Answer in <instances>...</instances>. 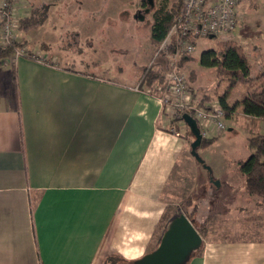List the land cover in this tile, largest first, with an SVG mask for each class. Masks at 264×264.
<instances>
[{"label":"crops","instance_id":"0c3cea01","mask_svg":"<svg viewBox=\"0 0 264 264\" xmlns=\"http://www.w3.org/2000/svg\"><path fill=\"white\" fill-rule=\"evenodd\" d=\"M44 8L54 22L37 52L55 61L23 56L0 66V264L134 261L155 249L173 217L159 230L173 173L195 158L191 144L169 128L158 94L135 88L132 21L122 15L130 6ZM62 13L71 21L61 25ZM218 94H201L203 106ZM232 114L247 134L264 129L242 106ZM217 168L221 183L244 179L237 164ZM187 264H264V236L203 237Z\"/></svg>","mask_w":264,"mask_h":264},{"label":"rangeland","instance_id":"374dc122","mask_svg":"<svg viewBox=\"0 0 264 264\" xmlns=\"http://www.w3.org/2000/svg\"><path fill=\"white\" fill-rule=\"evenodd\" d=\"M114 1L116 4H125L131 7L130 13L126 12L122 15H126V17L130 15L132 21L131 36L133 39L132 54L134 60L132 72L137 73L136 77L140 78L145 68H154L159 77L154 80L153 86L159 84L160 87H165L163 85L164 80L161 77H164L166 71L169 70V55L173 53L175 46H171L166 50L164 49L157 54L161 42L153 41L151 38L152 23L154 10L158 4L169 3L170 9H173V7H178V0ZM73 3H75V0H22L17 8L20 20L16 32V41H25L24 47L31 48L32 51L37 52L41 49L39 48L40 46L44 47V38L46 31L49 29L48 26L54 22L51 14L47 13V11L45 12L44 7L51 5L67 6ZM33 7H35V15L39 22L20 29L21 19L29 16L32 13L31 9ZM49 14L50 18H48ZM68 15L62 13V18L57 21L61 22V25L64 22L71 21L67 18ZM229 38L240 42L247 49L252 65V75L255 76L260 73L264 62V0H240L237 6V23L232 31L200 38L196 43L194 53L177 56L179 69L185 72L193 90V98L196 100H194L196 103L205 101V99L201 100V94H222L229 88L230 84L228 81H219L214 76L212 68L202 66L199 63L200 56L205 50L215 48L219 42ZM68 39L71 40L70 35ZM5 63L0 64V66H7ZM193 81L196 82L193 83ZM250 86V83H237L231 88L229 93L231 104L237 102V99H242ZM195 88L203 89L202 92H196ZM162 89L154 88L152 92L161 96ZM215 91L218 92L215 93ZM219 96H217V101L219 100ZM240 106L238 105V107ZM239 117V114H232L230 118L225 117L226 129L218 135L219 137L210 145L199 146L197 148V152L206 162L207 166L213 165L216 167L213 174L210 173L209 179L206 181L210 182L211 186L207 187L204 180V176L209 174L208 169L192 156L190 157L191 164L185 162L173 173L168 186L170 192L167 190L166 193L169 205L167 206L165 219L159 230H161L166 222L167 217L183 212L186 215L191 214L196 227L205 229V237L264 236V204L261 199L257 196L252 197L248 193L245 195L244 179L239 180L235 176L237 178L235 181L227 182L225 180L221 183L217 177L220 175L217 171V166L224 164L236 165L239 159H246L251 154L248 138L258 132L247 134L245 127L236 123ZM171 123H169L170 129L174 125L177 130L185 134L186 130L181 125ZM261 131V133H264V129ZM223 176L226 177V175ZM172 190H174V193H171ZM258 199L262 202L261 205L257 202ZM158 234L159 232L157 236ZM103 264L131 263L123 258H114L110 261L107 260Z\"/></svg>","mask_w":264,"mask_h":264},{"label":"built area","instance_id":"2783aa9c","mask_svg":"<svg viewBox=\"0 0 264 264\" xmlns=\"http://www.w3.org/2000/svg\"><path fill=\"white\" fill-rule=\"evenodd\" d=\"M22 0H0V46L11 45L17 39L19 25L18 5ZM181 3L179 13L161 41L158 53L175 46L169 55V70L164 74V86L155 84L145 87L152 92L154 88L162 89L158 95L162 112L169 123H177L187 130L188 125L183 118L185 113L193 116L200 128L202 138H211L220 135L225 129L224 119L226 111L219 101L201 106L193 98V90L184 71L179 69L178 57L181 54L194 53L196 43L200 38L219 35L232 31L237 23V6L240 0H179ZM30 57L41 62L55 61L47 54L34 52L28 47H18L13 55L2 61L1 64L14 63L20 57ZM138 83L135 88H140ZM142 88V87H141ZM171 123V124H172ZM176 134H181L174 125L171 128Z\"/></svg>","mask_w":264,"mask_h":264},{"label":"trees","instance_id":"16d2710c","mask_svg":"<svg viewBox=\"0 0 264 264\" xmlns=\"http://www.w3.org/2000/svg\"><path fill=\"white\" fill-rule=\"evenodd\" d=\"M178 4V7H173V9H170L169 3L158 4L155 8L151 31V38L153 41L161 42L168 33L174 22L175 16L179 13L181 6L179 0ZM37 22H39V20L36 18L35 11H33L29 16L21 19L20 29L26 28ZM25 43V41H15L9 46H0V64L2 61L10 58L16 48L23 46ZM199 63L202 66L212 68L214 76L219 81L226 80L229 82V88L219 96V102L227 114L235 111L238 105H241L245 114L264 119V63L260 73L255 76L252 75V65L249 60V53L243 44L232 38L225 39L219 42L217 47L205 50L200 56ZM158 77L159 74L154 68L148 67L144 69V72L139 79V83L141 84V87L145 89L146 86H153L154 80ZM161 78L164 80L163 76ZM237 83H250L251 86L242 100L230 105L227 102V98L231 88ZM203 104L204 101L199 103L201 106H203ZM184 135L188 138L191 144L194 140V136L189 127ZM218 137L219 136L202 138L200 146H208ZM248 141L251 154L246 159H239L237 165L244 176L245 187L248 193L260 198L264 204V134L257 133L252 135L248 138ZM201 164L205 166L204 164H206V162L204 161ZM177 215L178 214L174 215L172 218ZM187 216L193 222L191 214H187ZM197 230L203 237L206 236L205 229L198 228ZM160 239H158L154 248L158 246ZM202 247L203 244L192 254L191 257L199 255L202 252ZM112 258L117 259L121 258V256L117 254L109 255L105 258L103 263L107 262V260H113ZM133 262L134 261H129L131 264H133Z\"/></svg>","mask_w":264,"mask_h":264},{"label":"water","instance_id":"95a60500","mask_svg":"<svg viewBox=\"0 0 264 264\" xmlns=\"http://www.w3.org/2000/svg\"><path fill=\"white\" fill-rule=\"evenodd\" d=\"M183 118L194 136V140L190 145L191 154L197 161L203 163L204 160L197 152V148L202 142V134L198 123L189 113H185ZM204 165L209 171L211 170L207 164ZM202 244V235L188 216L182 212L168 223L158 246L141 258L134 260L133 264H187L192 254Z\"/></svg>","mask_w":264,"mask_h":264}]
</instances>
